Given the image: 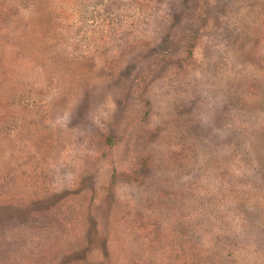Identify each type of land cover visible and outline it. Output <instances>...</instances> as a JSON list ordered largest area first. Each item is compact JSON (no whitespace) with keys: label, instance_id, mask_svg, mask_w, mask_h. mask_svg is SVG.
<instances>
[{"label":"rangeland","instance_id":"1","mask_svg":"<svg viewBox=\"0 0 264 264\" xmlns=\"http://www.w3.org/2000/svg\"><path fill=\"white\" fill-rule=\"evenodd\" d=\"M0 264H264V0H0Z\"/></svg>","mask_w":264,"mask_h":264}]
</instances>
